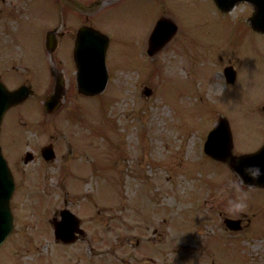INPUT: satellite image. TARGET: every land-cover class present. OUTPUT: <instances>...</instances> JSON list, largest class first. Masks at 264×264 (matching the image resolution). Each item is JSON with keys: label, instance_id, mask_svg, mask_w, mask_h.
Instances as JSON below:
<instances>
[{"label": "rangeland", "instance_id": "obj_1", "mask_svg": "<svg viewBox=\"0 0 264 264\" xmlns=\"http://www.w3.org/2000/svg\"><path fill=\"white\" fill-rule=\"evenodd\" d=\"M252 12L240 4L223 15L212 0H0V79L37 92L0 128L17 184L15 229L0 248V264H68V245L56 243L49 224L65 207L91 234L123 244L146 233L153 248L161 240L157 264H264V188L244 185L203 151L221 115L235 154L264 143V35L249 28ZM160 16L180 29L150 58ZM86 17L110 37L106 89L79 94L73 46L60 47L53 61L68 89L61 109L47 115L40 105L51 91L44 32L61 26L69 40ZM228 65L238 72L230 84ZM50 143L57 158L46 162L39 150ZM29 151L33 160L24 164ZM242 192L247 207L234 212L229 201ZM225 217L242 219V230H228ZM130 252L127 246L122 259Z\"/></svg>", "mask_w": 264, "mask_h": 264}, {"label": "water", "instance_id": "obj_2", "mask_svg": "<svg viewBox=\"0 0 264 264\" xmlns=\"http://www.w3.org/2000/svg\"><path fill=\"white\" fill-rule=\"evenodd\" d=\"M247 1L254 6V14L250 18L251 26L257 31L264 33V0H214V3L223 12H229L236 4ZM177 27L165 19H161L152 34L149 54L164 47L175 35ZM108 47V39L97 33L86 31L83 28L78 33L76 45V63L79 70V92L86 95H95L105 89L108 73L105 64V55ZM94 58V63L87 65L86 58ZM87 58V61L89 59ZM226 73L231 82L235 80V72L227 69ZM62 83H59L56 93L47 102V110L53 111L59 106ZM33 92L28 87H20L16 91H8L0 83V124L5 112L14 104L25 100ZM264 110V107H263ZM233 141L228 121L224 118L219 120L217 127L209 134L205 144V152L212 158L227 163L248 185L264 187V175L259 179H252L245 168L250 165H260L264 169V146L254 154L235 156L232 152ZM14 192L12 173L2 155L0 147V246L13 231V215L10 209V199ZM78 220L69 211L63 214V220L55 223L57 239L64 242L73 240L75 226ZM225 223L232 229H238L240 221L226 219ZM77 228V227H76Z\"/></svg>", "mask_w": 264, "mask_h": 264}, {"label": "flooded vegetation", "instance_id": "obj_3", "mask_svg": "<svg viewBox=\"0 0 264 264\" xmlns=\"http://www.w3.org/2000/svg\"><path fill=\"white\" fill-rule=\"evenodd\" d=\"M56 36L59 40V48L61 47V50L64 52V50L68 49V31L63 32L60 29L56 33ZM12 43L11 41V44ZM55 53L56 51L52 54L53 57L56 55ZM14 60L15 56L13 55L7 62H14ZM51 65L52 63L49 62V71L45 81H48V79L50 80V83L48 81V87H51L52 91L60 75L56 67H52ZM24 84L29 85L27 82H24L22 85ZM50 92L48 94H50ZM81 227L85 232L80 234L75 242L68 244V264H157V256L162 257L161 253L164 250L161 246L162 241L159 240L155 248H153V246L150 247L148 244L149 240L148 242L145 240L147 236L146 233L128 238L126 242L122 244L118 236L107 233L91 234L89 233L88 227L83 224ZM127 246H129L132 251L130 252L128 260L122 259L121 257V253ZM85 247L95 252L94 258L84 256ZM204 249L206 250V247Z\"/></svg>", "mask_w": 264, "mask_h": 264}, {"label": "clouds", "instance_id": "obj_4", "mask_svg": "<svg viewBox=\"0 0 264 264\" xmlns=\"http://www.w3.org/2000/svg\"><path fill=\"white\" fill-rule=\"evenodd\" d=\"M245 172L252 178V179H259L262 175H264V169L260 167V165H250L245 168ZM237 191H241L237 186ZM246 192H242L241 196L237 200H230L229 206L230 209L234 212H238L243 210L247 207L245 198L247 197Z\"/></svg>", "mask_w": 264, "mask_h": 264}]
</instances>
